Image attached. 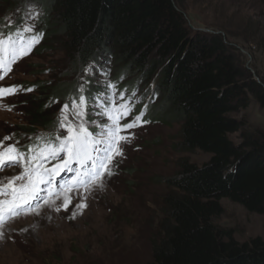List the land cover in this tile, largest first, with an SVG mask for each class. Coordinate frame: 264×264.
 <instances>
[{"label":"trees","instance_id":"16d2710c","mask_svg":"<svg viewBox=\"0 0 264 264\" xmlns=\"http://www.w3.org/2000/svg\"><path fill=\"white\" fill-rule=\"evenodd\" d=\"M24 1L42 12L44 46L60 40L74 68L104 69L109 83L117 85L116 99L122 93L134 101L121 123L146 104L148 123L141 125L179 124V149L210 155L201 166L180 161L164 181L162 238L142 264H264L262 239L240 244L212 223L222 213V200L264 219V131L244 136L239 144L230 140L241 128L233 114L246 109L250 99L264 107V80L253 78L231 43L236 39L264 52V24L256 19L264 0H229L230 16L212 34L190 30L188 0ZM104 85L88 81L82 93L75 83H66L45 92L71 102L107 92ZM133 90L147 93L137 99ZM147 94L152 96L146 99ZM30 117L31 127L48 132L53 125L42 103Z\"/></svg>","mask_w":264,"mask_h":264},{"label":"rangeland","instance_id":"374dc122","mask_svg":"<svg viewBox=\"0 0 264 264\" xmlns=\"http://www.w3.org/2000/svg\"><path fill=\"white\" fill-rule=\"evenodd\" d=\"M185 9L190 30L205 33H213L215 25L232 12L229 0H188ZM29 12L36 19H31ZM258 15L256 19L264 24V10H259ZM42 16L33 2L0 0V33L6 34L8 30L20 33L26 25H34L39 32L44 25ZM45 38L29 55L13 64L12 71L0 80V87L20 86L15 94L0 98V141L5 144L19 140L20 146L26 147L39 135L57 132L61 109L71 102L53 98L46 89L75 83L80 90L81 85L88 87V81L94 86L109 83L104 69L74 68L62 51L60 40L50 39L44 46ZM231 43L253 78L264 80V52L249 50L236 39ZM28 88L33 90L27 91ZM146 93L138 90L137 96ZM147 96L146 99L152 95ZM40 103L53 122L48 132L39 126H30V114ZM90 108L86 107L85 111L94 110L91 105ZM231 117L241 124L240 131L230 136L235 144L244 136L264 131V107L254 99H250L246 109H239ZM129 120L131 118L121 124ZM179 127L175 123L151 122L122 133L131 138L121 145L123 155L116 157L118 166L104 189L96 188L87 194L83 190L67 192L71 201L67 210L61 207L60 211H55V207L63 203L61 196L52 207L42 205L39 215H23L7 223L0 230L3 232L0 264H142L150 261L153 245L162 238V201L168 192L164 181L177 172L182 160L201 166L210 159V155L200 151L185 153L179 149ZM61 134L66 135V132ZM5 137L11 139L5 141ZM21 171L20 168L0 171V180L6 182ZM80 203L87 206L74 219L70 218ZM220 206L221 215L212 220L217 229L229 233L240 244L254 238L264 241L261 216L248 213L227 200H222Z\"/></svg>","mask_w":264,"mask_h":264},{"label":"snow or ice","instance_id":"6c2138e0","mask_svg":"<svg viewBox=\"0 0 264 264\" xmlns=\"http://www.w3.org/2000/svg\"><path fill=\"white\" fill-rule=\"evenodd\" d=\"M29 17L36 19L32 12ZM41 38L42 33L37 32L34 25H26L16 36L0 33V80L12 71L13 64L32 52ZM104 88L108 91L103 94L80 95L71 103H65L55 134L39 135L26 147L20 146L19 140L12 144L0 141V171L22 169L6 182L0 180V230L23 215H39L42 205L52 207L61 196L63 203L56 206L55 211H60L61 207L67 210L71 201L65 193L83 190L87 194L96 188L103 190L107 179L115 174L116 157L123 155L121 145L131 138L122 133L148 123L144 119L147 105L131 121L121 124L133 112L135 103L122 93L117 101L115 84L106 83ZM19 90L20 86L16 85L0 87V98ZM84 91L81 85L80 92ZM131 96L138 99L135 90ZM89 103L94 109L92 112L85 111ZM89 116L104 119L97 121L88 119ZM9 139L11 137L4 138L5 141ZM65 174H70L67 179H64ZM86 206L85 203L76 205L70 218L74 219ZM0 238H3L2 231Z\"/></svg>","mask_w":264,"mask_h":264},{"label":"water","instance_id":"95a60500","mask_svg":"<svg viewBox=\"0 0 264 264\" xmlns=\"http://www.w3.org/2000/svg\"><path fill=\"white\" fill-rule=\"evenodd\" d=\"M207 33H210V34H212V32H210V31H207Z\"/></svg>","mask_w":264,"mask_h":264}]
</instances>
